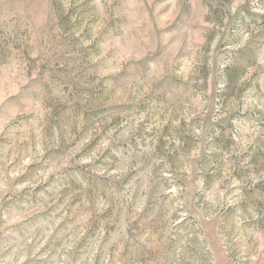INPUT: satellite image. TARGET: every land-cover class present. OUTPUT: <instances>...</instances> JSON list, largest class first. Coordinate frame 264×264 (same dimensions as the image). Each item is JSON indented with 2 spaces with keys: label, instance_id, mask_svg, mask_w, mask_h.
Masks as SVG:
<instances>
[{
  "label": "rangeland",
  "instance_id": "rangeland-1",
  "mask_svg": "<svg viewBox=\"0 0 264 264\" xmlns=\"http://www.w3.org/2000/svg\"><path fill=\"white\" fill-rule=\"evenodd\" d=\"M0 264H264V0H0Z\"/></svg>",
  "mask_w": 264,
  "mask_h": 264
}]
</instances>
